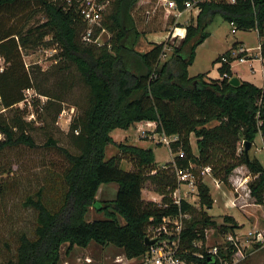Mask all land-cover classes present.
Here are the masks:
<instances>
[{"label":"trees","instance_id":"trees-1","mask_svg":"<svg viewBox=\"0 0 264 264\" xmlns=\"http://www.w3.org/2000/svg\"><path fill=\"white\" fill-rule=\"evenodd\" d=\"M153 1L145 22L159 10L157 0ZM175 1L179 11H186L188 0ZM140 2L116 0L105 15L104 26L113 36L109 49L84 43L86 25L79 14L64 11L52 0H0V55L8 63L0 74V104L14 112L0 115V131L5 136L0 141V156L7 149L21 146L35 149L32 133L40 122L41 111L52 109L53 103L41 106L36 100V120L28 121L27 108H14L25 100L27 90L37 88L22 49L57 46L63 59L76 67L88 91L86 108L70 124L76 151L59 147L52 136L45 145L61 152L68 166L57 175L55 184L47 182L26 198L24 206L36 214L33 236L22 233L15 253L0 264H61L64 246L70 254L75 248L87 249L93 243L117 248L130 261L140 260L152 247L146 243V239L153 241L155 237L152 230L159 229L165 219L181 217H185L181 233L163 235L159 241L178 240L179 254L187 264L233 263L237 249L224 242L218 246L217 255L211 254L207 232L218 229L224 236L235 235L242 226L230 215L224 216L222 225L210 215L215 202L203 171L210 168L214 179L233 190L230 178L236 169L245 166L253 176L248 185L251 197L257 205L264 204V166L245 149L238 152L242 142L254 145L258 135L264 136V88L246 81L239 87L230 84L235 77L232 65L244 56L232 55L238 44L215 61L220 78L208 79L207 74L190 77L188 69L218 17L236 31H257L263 40L260 53L264 59V0H239L235 4L196 0L201 11L186 26L180 45L151 43L145 52L136 49L142 36L137 19L143 22L140 12L147 7ZM30 12L28 22L38 14L45 21L28 30L12 26ZM167 48L172 53L162 60ZM143 122H155L156 133L173 138L168 145L177 155L173 162L158 167L153 149L128 142L118 144L112 137L116 130L127 131ZM192 135L197 139V155ZM109 146L117 147L120 154L107 159ZM123 160L132 164L131 171L122 168ZM183 172L196 180L198 209L185 198L176 203L175 193L184 184L179 180ZM147 183L162 197L160 203L144 200ZM110 184L118 186L115 199L97 200L100 188ZM3 190L0 186V194ZM92 209L103 219L87 221ZM262 246L256 244V248Z\"/></svg>","mask_w":264,"mask_h":264},{"label":"rangeland","instance_id":"rangeland-1","mask_svg":"<svg viewBox=\"0 0 264 264\" xmlns=\"http://www.w3.org/2000/svg\"><path fill=\"white\" fill-rule=\"evenodd\" d=\"M152 1L153 0H141L139 4L147 6L145 10L140 12L143 17V22L141 18L137 19L138 29L142 33L136 46V49L140 52L148 51L151 47V43L163 42L158 37L152 41L150 39L151 34H156L159 31H166L170 28V25L166 27V22L162 17H159L158 20L155 19L157 22H145L147 11L150 12L152 8L150 7ZM31 12L27 14V17L23 19L20 18L11 23L12 26L15 27L18 25L19 28L25 27L26 30H28L30 27L37 26L45 21L44 16L38 14L31 16L28 22V17L32 14ZM195 13L194 10L189 11L185 14L182 21H186L188 15L189 18L192 19ZM149 17L152 18V15ZM26 22H28L27 26L25 25ZM233 30H236V28L231 24L225 22L221 17L216 18L215 22L208 28V32L211 34L210 37L198 47L195 62L188 69L190 77L207 74L208 79L220 78L218 70L219 64H215V61L224 53L230 51L237 40H244L247 46L250 47H257L259 45L260 37H258L259 35L256 31H236V34H234L232 32ZM165 33L166 32L162 33V35ZM112 38L113 36L111 34L106 36L103 46L106 45L111 49ZM164 41L166 43H171L169 45L175 46H179L181 43V40L175 39L172 36ZM21 52L26 66L37 85V88L34 90L38 96L44 98V100H41L37 97L36 100L40 101L41 106L48 102L53 104L51 111L48 113L41 111L42 117L40 122L36 124V130L32 133L36 143L35 149L21 146L19 148L7 149L0 156V186L4 188L3 193L0 194V263L9 259L15 253L17 239L22 233L33 236L35 232L36 214L34 210L27 209L24 206L26 198L34 194L39 188L44 187L47 182L55 184L57 182V175L62 174L68 166L61 152L57 149L46 148L45 145L48 138L52 136L58 142L59 147L67 148L71 152H75L76 150L72 146L70 138L71 122L68 123L66 121L69 118L73 120L80 116L84 108H86L88 101V91L84 81L77 73L76 67L63 59V52L59 50L57 46L39 48L29 47L27 49H22ZM256 52L257 51H255V53ZM171 53L172 51L167 48L166 54L162 57V60L169 58ZM244 53L247 52H243L241 55ZM232 55H234L233 52ZM255 65V63L251 62L237 61L232 67V71L235 77L240 76L246 78L251 76L253 73L252 67ZM47 94H49V97L46 96ZM2 109L3 107L0 104V113ZM2 113L5 116L14 114L13 111H4ZM61 117H64V120H61ZM123 133L126 136H123ZM145 133H141L143 135V139L141 140L151 142L141 143L139 139L140 134L134 127L129 131L116 130L112 133V137L118 144L128 142L133 146L153 149L158 167L173 162L177 155L171 152L168 145L159 142L161 136L156 134L155 138L150 140V137L154 134ZM159 143H162L161 147L158 145ZM118 154H120V151L115 146H109L106 150L107 159ZM249 156L251 158H258L264 166L262 135L257 136L249 152ZM121 166L126 171H131L133 168L132 164L127 160H123ZM243 170L245 172H240L237 169L233 172L231 176L233 182L236 181V177L245 178L246 176H251L252 179L250 171L248 172L244 168ZM10 171L12 173H9ZM108 186L113 189L118 187L116 184L104 185L103 187ZM241 191L243 197L240 198L239 195H237V198H240L238 203L241 202V204L238 205V209L228 210L225 204L228 199L223 197V204L216 205L209 213L214 216V219L220 225L223 224L225 216L221 214L230 213L237 219L239 226H242L240 229L241 232L239 233L242 255L239 254L235 256L232 264H264V246L256 248V244H254L252 239L246 236L250 231L264 232V209L256 206L257 204L253 198L246 196L248 190ZM144 192V198L148 201H152V196L148 195V192H155L154 187L150 183L146 184ZM107 193L109 194L112 192L109 191ZM193 193L194 192H192L187 184H183L179 192H177V198L187 199L198 209L199 199L197 193ZM116 194L114 197H116ZM110 195L111 194H109L108 197L102 196L100 202L111 201L112 197ZM248 204L253 205L249 206ZM98 219H103V215L98 214L95 209H92L87 216V221L92 222ZM225 241V236L218 229H210L207 232V247L209 251L218 248V246ZM95 245L96 244L93 243L92 247L86 252L84 249L80 248L74 249L70 254H66L64 251L61 264L140 263V260L130 261L126 259L122 251L117 248L110 247L107 250H100L99 248L98 250L95 248Z\"/></svg>","mask_w":264,"mask_h":264},{"label":"built area","instance_id":"built-area-1","mask_svg":"<svg viewBox=\"0 0 264 264\" xmlns=\"http://www.w3.org/2000/svg\"><path fill=\"white\" fill-rule=\"evenodd\" d=\"M215 1H226L227 3L235 4L239 0H215ZM52 2L61 6L64 9V11L67 12L74 11L79 14L82 21L86 25V29L82 34V41L84 43L103 46L105 37L110 35L106 27L104 26L105 15L111 10L116 0H52ZM159 3L160 5L162 4L163 7H167L168 9H177V3L175 0H160ZM185 9L186 11L194 10L197 15L201 11L200 8L197 6L196 0L186 1ZM233 33H236V30H233ZM7 67H8V63L6 58L0 55V74H2ZM37 97H39L41 100H44L43 97L38 96L36 94L34 89H29L25 92V100L14 106V108H19L21 110H24L26 108L28 109V111L30 112V114L28 113V116L26 118L28 121L36 120V116L35 113L33 112V109ZM4 111L6 110L2 109L0 115L3 114L2 112ZM61 120H64V117H61ZM71 121L72 118H69L66 122L70 123ZM4 139L5 136L0 131V141ZM172 139L173 138H168L166 136H163V144L169 145ZM262 142L264 145V136H262ZM244 149H245V142H242L239 145V150H238L239 154H241ZM207 175L212 176L210 168H206L203 171V176L205 177ZM252 179L251 176L246 177L244 179V186L246 185L245 188L249 192L248 195H251L248 185ZM179 180L184 184H187L191 188L192 192L198 193L196 180L193 175L187 172L180 173ZM179 190L177 192H179ZM177 192L175 193L176 203H180V200L182 198H177ZM258 206L264 207V204ZM183 218L181 217L180 220L165 219L163 221L164 224L159 229H157L156 231L152 230V232L155 235V237H153V240H156L157 242L151 247V249L148 251L147 254L142 256V258L140 259V264H187L179 254L178 240H171L169 238L166 240L159 241V238H161L163 235L174 236L176 234L177 235L180 234L183 228V222H182ZM239 233L240 231L237 230L235 235L232 233L225 235L226 238L225 242L233 245L237 249V253L235 254V256H238L239 254L242 255ZM246 236L249 239H252L254 244L260 243L264 246V232L250 231ZM209 252L211 254L217 255L218 248H214L212 251Z\"/></svg>","mask_w":264,"mask_h":264},{"label":"crops","instance_id":"crops-1","mask_svg":"<svg viewBox=\"0 0 264 264\" xmlns=\"http://www.w3.org/2000/svg\"><path fill=\"white\" fill-rule=\"evenodd\" d=\"M159 1L160 0H157L158 4H156V5H158L157 8L159 10L157 11V13L155 15L153 14V16L151 18L152 19V23L154 21H156L155 19L158 20L159 17H162V19H164L165 22H166V27L170 25V28H169L170 30L168 29L166 31L164 30V31H159V32L156 31L158 33L151 34V38L150 39L153 41L154 39H156V37H158L161 41H163L161 43H164L165 42L164 40H166L168 37L172 36L173 38L176 37L175 39H179V40L182 41L185 38V36H186V26L188 24H190L192 22V20H194L197 17V14L195 13V15H193L192 19H190L189 15H188V18L186 19V21H182V19L185 17V14H187L189 11L181 12V11L178 10V8L177 9H168L167 7H163L162 4L160 5ZM149 21H150V18H149V20L147 22H149ZM164 32H166V33L162 35V33H164ZM256 33L258 34L257 31H256ZM234 34H236V33H234ZM262 41L263 40L259 39V45L257 47H250V46H247V44L244 42V40L240 39V40H237V42L235 43V44H238V48L236 50H233V54H234L233 56L234 57L238 56L239 54H241L243 52H247V53L243 54L244 56H243L242 60H237V61H240V62H251V63H255L256 64L255 66L252 67L253 68V73L251 74V76H248L246 78L238 76L237 78H239L241 80V82L242 81L250 82V83L256 85L259 88H264V59L261 57V53H260V44H261ZM255 51H257V52L255 53ZM236 62H234V64ZM234 64L232 65V67L234 66ZM234 76H235V74H234ZM134 128H136L137 132L140 134L139 135V139L140 140L143 139V135L142 134H144L145 132L154 134L152 137H150V140H153L155 138V135L158 134V133H156V123L155 122H143V123L137 124L136 126H134ZM129 130H127V131H129ZM122 135L126 136L124 133ZM158 135L161 136V139L159 140V142H163V136L161 134H158ZM148 142H151V141L141 140V143H148ZM191 144H192V148H193L194 153L197 155L198 154L197 139H196V137L194 135L191 136ZM138 147H140V146H138ZM154 154H155V152H154ZM243 168L246 169L249 172V170L247 168H245L244 166L238 168L237 170L240 171V172H245L243 170ZM246 177H249V176H246ZM245 178L236 177V181H234V182L230 178L231 184H232V187H233V190H230L224 184H222L221 182H219L216 179H214L211 175L205 176V183L210 188L211 194H212L214 202H215L214 207L216 205L221 204L223 197H226L228 200H227V202L225 204H226V207L228 208V210L238 209V205L241 204V202L238 203V201L240 200V198L243 197V194H242L241 190H243V191L245 190L246 191V188H245L246 185L244 186V179ZM109 191L112 192V193H109V194H111L110 196L112 197L111 200H114L115 199L114 195L117 193L118 187L113 189V188H110L109 186L108 187H103L102 186L100 188L98 196H97V200L100 201V198L102 196L108 197L109 194L107 192H109ZM248 194H249V192H246V196L252 198L251 195H248ZM148 195L152 196L151 200L154 201V202L160 203L161 200H162V197L160 195L156 194V193L148 192ZM237 195H239L240 198H237ZM144 196H145V192L143 191V198H144ZM248 205L252 206L253 204H248ZM254 205H255V203H254ZM256 206H258V205H256ZM258 207L264 209V207H261V206H258ZM210 212H211V210H210ZM226 214L234 217L230 213H226ZM226 214H221V215H226ZM221 215H218V216H221ZM234 219L237 221V219L235 217H234ZM239 231L241 232V230H239ZM91 247H92V244L89 246V248L84 249V251L85 252L88 251V249H90ZM95 248H97L98 250H99V248H100V250H107L110 247L103 248V247H101V246L96 244ZM75 249H77V248H75ZM66 250H67V246H64L63 247V251H62V255H63L64 251L66 253Z\"/></svg>","mask_w":264,"mask_h":264},{"label":"water","instance_id":"water-1","mask_svg":"<svg viewBox=\"0 0 264 264\" xmlns=\"http://www.w3.org/2000/svg\"><path fill=\"white\" fill-rule=\"evenodd\" d=\"M241 80L237 77H234L230 80V84L235 86V87H239L241 85ZM253 144L251 143H245V153L249 156V152L252 148ZM156 240L150 241L149 239H146V243L149 246H153L154 244H156Z\"/></svg>","mask_w":264,"mask_h":264}]
</instances>
